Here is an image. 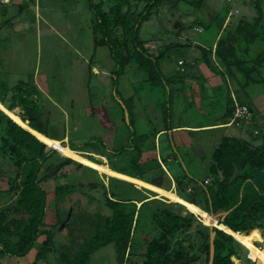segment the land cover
<instances>
[{
  "label": "rangeland",
  "instance_id": "374dc122",
  "mask_svg": "<svg viewBox=\"0 0 264 264\" xmlns=\"http://www.w3.org/2000/svg\"><path fill=\"white\" fill-rule=\"evenodd\" d=\"M93 1L104 2L103 9L106 12L110 10L114 2L113 0ZM176 1L174 0L173 3L166 1L159 11L153 13L150 19L141 26L140 38L145 41V46L154 55H158L166 45L171 43L196 42L195 45L204 48L211 47L224 17L223 29L227 30L225 35L229 31L234 32L240 20L245 19L253 23L257 18L255 0H203L201 6H198L201 4L197 2L199 0ZM36 5L41 6V9L35 8ZM6 7L5 14L0 13V81H7L10 86H13L20 80L28 81L30 74L34 73V82L38 83V88L43 92L40 96V103L45 108L38 125H43L49 135L54 138L63 137L66 133L69 142L66 139L63 143L67 145H70V141L79 146L96 141L94 148L81 147L84 152L80 153L85 156H93L91 157L93 160L99 161L107 159L108 163L111 161L108 164L110 167L121 169L130 166L133 153L113 155L111 159L108 155L106 159L103 156L97 159L94 156L95 153L105 154L111 150L128 147L133 132L137 136L141 134L146 136L145 145L148 147L156 145L157 156L161 149L169 153L168 148L170 147L167 145L173 142L177 150L178 161L172 159L167 166L178 175L184 176V172L188 173L191 188H194L197 194L202 183L209 176L208 167L212 161L213 152L222 142L223 136L250 140L251 133H254L252 122L247 123L243 128L241 124L227 130H221L218 127L195 129L207 131L193 134V140H198L205 152V155L201 157L196 156V151L192 150L190 144L182 146L178 141V138L185 136L184 133L175 136L176 141L170 134L169 136L165 134L161 139L156 137L154 140L151 135L153 130L156 127L165 126L161 114V106L166 98L165 91L160 86L152 87L147 74L138 69L135 61L126 68L117 81L115 80V74H113L115 61L111 57L110 48L107 45L96 47L95 44L96 21L95 13L90 8V0H41V5L40 1L38 3L36 0H12L11 4ZM37 13H41L42 20ZM217 16L219 19L216 21ZM170 18H173L171 22L177 19L183 25L182 29L179 25L175 26L176 28L172 27L175 24L171 25ZM197 28L202 31H198ZM96 35L98 36V32ZM118 35L122 37V32ZM199 46L175 48L167 52L160 62L167 79L175 76L180 68L182 69L178 65L179 60H184L186 62L184 68L186 66L189 68V77L177 78V84L169 83L170 87L181 88L180 94L174 99L172 125L219 122L218 119L224 115L226 110L225 98L230 93L239 103L250 104L253 107L256 122L260 126L258 128L264 135V68L255 71L250 76V80L234 68L237 77L240 78V83L238 85L234 79L232 81L231 77H228L231 82L228 81L232 84L229 92L221 73L207 65V69L197 68L201 60L194 63H198L195 68L193 64L195 53L201 56L203 54V49ZM238 46L239 57L246 60L255 58L264 50V43L261 41L253 45L240 41ZM246 46H249L247 52L243 50ZM193 47H197L198 52L192 49ZM221 69L224 70V66H221ZM214 78L220 83L218 87L211 86V80ZM247 81L249 85L244 86ZM213 93L216 95L212 98ZM204 95L211 97L206 103L201 100ZM192 97L195 100L193 102H191ZM213 100L218 104L214 106L209 104ZM0 109L9 117L14 116L1 102ZM92 111L96 114L91 115ZM126 114H128V119ZM212 129L215 130L211 131ZM30 130L33 131V129ZM97 138H101V142H98ZM256 143L259 144V142ZM59 145L63 146L61 141L49 138V148H58ZM64 147H60L59 151L57 150L58 153L47 161L46 169L60 162V158H68L69 155L77 154L68 146ZM169 151L171 153V149ZM153 156V150H148L142 160H149ZM10 158V155L4 154L0 148V190H7L16 176L17 168ZM76 159L78 160V157ZM87 167L92 168L91 165ZM102 169L109 172L106 167ZM57 170L43 183L48 193V207L45 226L42 228L51 229L54 232L55 247L47 260L42 259L38 264H58L62 251L72 253L77 245L82 246L89 235L86 232L91 228L88 221L91 217L90 213L95 216L111 214L105 204L103 188L100 186L91 188V183L99 181L102 185L108 186V189L111 184V189L121 199H141L142 196L155 199L158 196L148 189H140V192L129 184L111 182V177L95 169L96 174L85 171L78 168L76 164L63 167L59 173ZM117 175L119 177V174ZM153 179L158 180L159 183L164 182L165 187L170 186L169 180H165L164 175ZM57 185L70 186L73 191L61 199H56ZM185 191L189 195L187 189ZM8 198L3 196L0 203ZM156 199L172 204L174 212L183 216L191 214L183 205L188 209L197 208L193 214L202 218L199 219L196 216L191 228L179 234L178 240L188 247L191 256L196 255L195 264H206V253L200 250L203 243L200 233L202 226H210L211 221L207 224L205 221L208 220L198 213L202 206L192 205V202L185 199L182 201L184 203H179L180 206L177 202H171L164 197ZM153 209L151 205L144 207L140 229L135 234V255H130L124 264H141L144 261L149 242L146 235L150 234V237H155L158 234L151 221ZM204 212L211 216L205 209ZM58 218L64 220L60 225L56 224ZM67 223L69 226H65ZM215 223L217 224L218 221L216 220ZM233 237L245 248L237 247L243 259L235 258L237 263L234 264H264V237L260 230H252L249 233L237 232ZM35 252L23 258L5 256L0 258V264H33ZM90 264H121L115 244L107 245L95 252Z\"/></svg>",
  "mask_w": 264,
  "mask_h": 264
},
{
  "label": "trees",
  "instance_id": "16d2710c",
  "mask_svg": "<svg viewBox=\"0 0 264 264\" xmlns=\"http://www.w3.org/2000/svg\"><path fill=\"white\" fill-rule=\"evenodd\" d=\"M113 1L110 10L106 12L103 9L104 2L96 3L90 0V8L95 13L94 38L96 47L107 45L110 48L111 57L115 61L113 74H115L116 81L126 71V68L135 61L138 69L147 74L152 87L160 86L164 89L166 98L161 106V114L165 126L156 127L151 135L154 140L162 131H166L169 136V131L175 128L171 121L172 110L175 105L174 99L180 94L179 91L181 90V88H174L175 86L170 87L169 83L174 82V84H177V78L189 77L190 74L188 72L189 68L186 66L183 70L180 68L175 76L167 79L160 62L167 52L184 46L192 47L193 43H171L166 45L165 49L158 55H154L145 46V41L140 38V29L143 23L148 21L153 13L158 12L166 1L173 3L174 0ZM197 2L201 3L198 6L203 4V0ZM255 3L257 18L253 23L242 19L234 32L229 31L225 35L227 30H225L226 28L223 30L224 17L223 20L220 19L222 23L219 24L220 28L216 37L215 49V43L209 48L199 46L203 49L201 60L207 66L222 74L227 89L229 87L228 77H231L232 81L238 79L236 82L238 85L240 83V78L237 77L234 68L238 69L243 77H247L248 80L255 71L264 68V50L251 60L242 59L238 55L240 41L242 43L246 41L247 45L249 43L256 44L258 41L264 43V0H255ZM218 19L219 16H217L216 21ZM96 32H98V36ZM119 32H122V37L118 35ZM248 48L249 46H246L243 50L247 52ZM221 66H224V70H221ZM248 83L249 81L244 86H248ZM41 94L43 93L34 82V73L30 74L28 81L20 80L13 86H10L7 81H0V102L14 115L9 117L0 109V148L4 154L10 155V159L17 168L16 176L10 187L7 190H0V199L3 196L9 197L0 203V258L5 256L23 258L32 251H36L33 264H38L42 259L47 260L55 247L54 232L51 229L42 228L45 226L44 221L48 207V193L44 189L43 183L49 177V168L53 166L58 169L57 173H59L67 165H78V162L70 158H60V162L52 164L47 169L45 168L47 161L58 152L56 149L48 147L49 138L52 137L43 125H38L45 111L44 105L40 103ZM209 98L211 97L204 95L201 100ZM225 101V113L218 119L223 121V124L230 123L235 111L234 98L230 93L226 96ZM210 104L214 106L218 102L213 100ZM246 105L253 112L252 123L254 124L252 127L254 126V133H251L250 140L223 136L222 142L213 152L212 161L208 167L210 180L205 179L197 194L195 193L196 190L191 188L188 173L184 172V176H182L171 170L177 194L180 197L201 205L209 213L216 214L229 211L221 230L214 228L217 233L214 264H234L235 258L238 260L243 259L237 247H244L233 237L237 232L249 233L258 229L264 237V135L258 128L259 124L256 122L253 107L250 104ZM94 114L96 112L92 111L91 115ZM246 124L243 122L242 128ZM233 125L237 126L235 123ZM30 129H33V131ZM132 134L131 145L129 144L128 147L111 150L105 154L101 152L94 153L105 157L108 155L111 159L113 155L131 152L134 156L131 159L130 166L121 169L114 166H111V168L148 183H154L153 178L164 175L165 180H169L170 186L166 185L167 187H165L164 182L157 184L166 190H172V180L163 169L162 162H159V156L162 158L163 163H168L169 160L174 159L172 157L177 158V150L173 142L170 145L171 153H165L164 149H159L160 155L157 156L156 145L150 146L148 144L150 147L145 145L146 136L143 134L137 136L135 132ZM97 139L99 142L101 138ZM256 142H259V144ZM95 143L96 141H90L79 146L70 141V145L65 143H62V145L68 146L77 152H84L81 147L94 148ZM60 147L62 146L57 149ZM250 147L255 149L253 150ZM148 150H153L154 156L144 161L142 158ZM87 157L94 162H102L96 159L93 160L91 158L93 156L88 155ZM235 165L239 168L240 173L230 183ZM81 169L94 174L97 173L87 166H81ZM113 181L129 184L132 188L134 187L140 191L130 182L111 177V182ZM207 181L208 183H206ZM99 186L104 190L105 204L111 214H98L95 216L90 213L91 217L88 221L91 228L86 232L89 235L85 243L82 246L77 245L72 253L62 251L58 264H90L92 255L110 244H115L120 262L124 264L130 255H135V234L140 229L142 211L146 205H151L154 208L151 221L158 234L155 237H150V234H147L148 237L146 235L149 242L144 254L145 259L141 264H195L196 255L191 256L188 247H185L183 242L178 240L179 234L191 228L196 217L195 214L191 213L189 216H183L174 212L172 204L149 196H142L141 199H121L111 189V184L109 185L110 189L99 181L90 184L91 188H99ZM186 189L191 197L185 193ZM71 191H73V188L70 186L57 185L55 197L61 199ZM154 195L156 196V194ZM138 203L141 206L138 207ZM177 205L180 206V204ZM207 220L208 223L211 220V216L208 214ZM63 222V218H58L56 224L60 225ZM67 224L65 226H69ZM200 234L203 237L200 250L206 253V264H208L210 259L209 226H202ZM249 263L252 262L249 261Z\"/></svg>",
  "mask_w": 264,
  "mask_h": 264
},
{
  "label": "crops",
  "instance_id": "0c3cea01",
  "mask_svg": "<svg viewBox=\"0 0 264 264\" xmlns=\"http://www.w3.org/2000/svg\"><path fill=\"white\" fill-rule=\"evenodd\" d=\"M36 1H38V3H39V1H40V5H41V0H36ZM35 8H39V9H41V6L40 7H37V5H36V7ZM5 9H7V7L5 6V8L3 9H1L0 10V13H4L5 14ZM41 14V13H40ZM40 14L39 13H37V16L38 17H40L41 18V20H42V17L40 16ZM36 16V17H37ZM175 18V17H174ZM171 20H173V18H170V22H171ZM175 21V22H174ZM174 21H172L171 22V25H173V24H175L174 26H172V27H174V28H176L175 26H177V25H179L181 28H182V26L183 25H181V23H179V21L177 20V19H175ZM224 30V29H223ZM223 30L221 31V34H222V32H223ZM220 37V36H219ZM219 37H218V39H219ZM216 41H217V38H216V40L213 42V44H214V46H216ZM193 43V42H192ZM194 43H196V42H194ZM193 43V44H194ZM193 46H199V45H193ZM197 47H193L192 49H194L196 52H198L197 51ZM191 49V50H192ZM200 57H202L201 55H199V54H197V53H195V56H194V59H193V64L194 63H196V61H200L201 59H200ZM200 63L201 64H199L198 65V63L197 64H194L195 66H197L198 65V67L197 68H199V67H201V68H206L207 69V67H206V64L201 60L200 61ZM200 69V68H199ZM222 70V69H221ZM227 80H229L230 81V79L229 78H227ZM238 79H236L235 81H237ZM228 81V90L230 89V86L232 85L230 82ZM222 84V83H221ZM36 85H38V83H36ZM218 85H220V83H218L217 82V79H212L211 80V86H214V87H218ZM38 87H39V85H38ZM229 92H230V90H229ZM43 93V92H42ZM213 95H215L214 93H213ZM212 95V96H213ZM237 95V94H236ZM209 96V95H208ZM193 98V100L191 101V102H193V101H195L194 100V97H192ZM191 98V99H192ZM205 103L207 102V100L206 99H204L203 100ZM238 101V100H237ZM209 104H210V102H209ZM223 121H219V122H217V123H205V124H199V125H184V124H179V125H175L174 127L175 128H173V130H171V131H169V133L168 134H170V136L171 137H173L174 139V141H176V139H175V136H178V135H180V134H182V133H184V135L185 136H183V137H180V138H178V141L179 142H181V144H182V146H186V145H189L190 144V147H192V150L194 151L195 149H197V148H200V149H202V147H201V144H200V142L198 141V140H193L194 139V137H193V134L194 133H201V132H207V131H197V130H195V129H202V128H215V127H218V128H220V129H224V130H227V129H230L232 126L234 127V125H230L229 126V123H227V124H223L222 123ZM237 127V126H236ZM195 130V131H194ZM215 130V129H214ZM197 131V132H196ZM211 131H213V130H211ZM166 134V131H162L161 132V134H159L157 137H158V139H161L162 138V136H164ZM226 135V134H225ZM52 139H54V140H58V141H61L62 143L63 142H65V140L67 139L68 140V142H69V138H68V136H67V134L65 133V135L63 136V137H59V138H54V137H52ZM174 144V143H173ZM175 145V144H174ZM167 146H169L170 147V145H167ZM169 150L171 149V148H168ZM168 150V152L170 153V151ZM74 152H77V151H74ZM78 154H82L81 156H79ZM100 154H96V155H94L97 159H98V157L97 156H99ZM160 155V154H159ZM72 156L74 157L75 156V158H72ZM101 156H103V155H101ZM76 157H78V160L76 159ZM103 157H105V156H103ZM68 158H70V159H72V160H74V161H76V162H80V163H83V164H85V166H90L91 165V167L92 168H94L95 170H97L98 172H100L101 174H105V175H107V176H109V177H114V178H118V179H121V180H124V181H127V182H130V183H132V184H134V186H136L138 189H148V190H150V191H152V192H155L158 196H156V198H162V197H164V198H167L169 201H171V202H177L178 204L180 203H184V202H182V201H185V200H183L184 198H182V197H180L176 192H177V188H176V185H175V181H174V179H173V176H172V171H171V169H169V167L167 166V163H163V161H162V158L159 156V158H160V162H162V167H163V169L166 171V173L168 174V176H169V178H171V180H172V190H166V189H164V188H162V187H160V186H158V185H156L155 183H148V182H145V181H143V180H141V179H139V178H136V177H133V176H129V175H126V174H123V173H120V172H118V171H116V170H114V169H112L109 165H108V162H107V159H106V157H105V161H102L101 163H97V162H94V161H92L91 159H89L87 156H85L83 153H80V152H77V154H72V155H69V157ZM172 158H174V160L175 161H178V159L177 158H175V157H172ZM86 159H88L87 161H86ZM101 161V160H100ZM170 161V160H169ZM91 163V164H90ZM103 167H106V168H108V170H109V172L107 173L105 170H103L102 168ZM114 172V173H113ZM117 174H119V177H118V175ZM122 177H124V178H122ZM209 179V177L207 176L206 177V180H208ZM210 180V179H209ZM155 182L156 183H159V181L158 180H155ZM160 183H163V182H160ZM166 190V191H165ZM160 191H164V193H162L161 194V192ZM167 193H169V194H167ZM172 194V195H171ZM169 195V196H168ZM170 196H172V198L170 197ZM173 196L176 198H173ZM153 198V197H152ZM192 205H195V206H197V204H195V203H192ZM138 206H141V204L140 203H138ZM184 207H185V209L186 210H189V212H191V213H193L194 211H196L197 210V208H195V210H193L192 208H190V209H188L185 205H183ZM201 209V211L199 212L198 211V213H200V215H202L204 218H205V220L207 219V214L204 212V208L202 207V208H200ZM202 218V217H201ZM200 218V219H201ZM217 220V219H216ZM211 221V220H210ZM207 224H208V221H205ZM209 224H210V222H209ZM206 226V225H205ZM208 226V225H207ZM32 252H35V251H32ZM36 253V252H35Z\"/></svg>",
  "mask_w": 264,
  "mask_h": 264
},
{
  "label": "water",
  "instance_id": "95a60500",
  "mask_svg": "<svg viewBox=\"0 0 264 264\" xmlns=\"http://www.w3.org/2000/svg\"><path fill=\"white\" fill-rule=\"evenodd\" d=\"M126 117L128 119V114H126ZM53 149L58 150L57 148H53ZM252 149H255V148L252 147ZM194 151H196L195 154H196L197 157H201V155H205V152L202 149H200V148H197ZM81 166H85V165L82 164V163H78V168H81ZM55 172H56V169L53 166H51L49 168V176L50 177L53 176V174ZM239 173H240V170L235 165L234 174H233V176H232V178L230 180V183H232L237 178ZM220 175L222 176L221 173H220ZM209 214L211 215L212 220H211V225L209 226V228H210V259H209V263L208 264H214L215 253H216V251H215V239H216V235H217L216 231H214V228L219 229L217 226L214 225V221H215V219H217L219 224H223L226 216L229 214V211H222V212H218L216 214L215 213H209Z\"/></svg>",
  "mask_w": 264,
  "mask_h": 264
},
{
  "label": "built area",
  "instance_id": "2783aa9c",
  "mask_svg": "<svg viewBox=\"0 0 264 264\" xmlns=\"http://www.w3.org/2000/svg\"><path fill=\"white\" fill-rule=\"evenodd\" d=\"M12 0H0V10L10 5ZM198 31H202V29H198ZM185 62L183 60L179 61V66L184 69ZM235 102V111L232 120L230 121L229 125H233L234 123L238 126L241 125L243 122L250 123L253 119V112L250 110L249 106L246 104H241L237 100L234 99ZM208 183V181L206 182ZM237 263V262H235Z\"/></svg>",
  "mask_w": 264,
  "mask_h": 264
},
{
  "label": "bare ground",
  "instance_id": "6f19581e",
  "mask_svg": "<svg viewBox=\"0 0 264 264\" xmlns=\"http://www.w3.org/2000/svg\"><path fill=\"white\" fill-rule=\"evenodd\" d=\"M59 146H60V145H59ZM59 146H58V147H59ZM62 147H64V146H62ZM64 148H66V147H64ZM87 160H88V159H86V161H87ZM84 165H85V164H84ZM165 191H166V190H165ZM160 192H161V194L164 193V191H160ZM168 196H169V195H168ZM215 221H216V219H215ZM215 221H214V225L217 226L219 229H221V228L223 227L224 224H219V223L216 224Z\"/></svg>",
  "mask_w": 264,
  "mask_h": 264
},
{
  "label": "clouds",
  "instance_id": "9594fccd",
  "mask_svg": "<svg viewBox=\"0 0 264 264\" xmlns=\"http://www.w3.org/2000/svg\"><path fill=\"white\" fill-rule=\"evenodd\" d=\"M198 29V28H197ZM230 126V125H229ZM189 192V191H188ZM157 195V194H156ZM197 216V215H196ZM199 217V216H198ZM199 219H200V217H199ZM220 230V229H219ZM223 231V230H222ZM231 235V234H230ZM244 247V246H243ZM248 250V249H247ZM249 252V251H248ZM234 263H235V260H234Z\"/></svg>",
  "mask_w": 264,
  "mask_h": 264
},
{
  "label": "flooded vegetation",
  "instance_id": "af4514ba",
  "mask_svg": "<svg viewBox=\"0 0 264 264\" xmlns=\"http://www.w3.org/2000/svg\"><path fill=\"white\" fill-rule=\"evenodd\" d=\"M101 155H99V156H97L98 158H103V157H100ZM122 178H124V177H122ZM172 195V194H171ZM171 198H172V196H170Z\"/></svg>",
  "mask_w": 264,
  "mask_h": 264
}]
</instances>
